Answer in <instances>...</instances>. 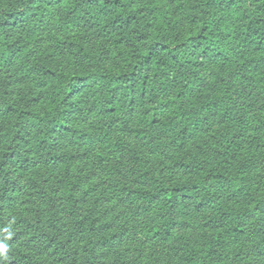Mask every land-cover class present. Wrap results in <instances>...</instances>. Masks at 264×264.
Here are the masks:
<instances>
[{
	"label": "trees",
	"instance_id": "trees-1",
	"mask_svg": "<svg viewBox=\"0 0 264 264\" xmlns=\"http://www.w3.org/2000/svg\"><path fill=\"white\" fill-rule=\"evenodd\" d=\"M54 21L56 32H66L56 39L58 48L81 56L71 67L24 58L22 37L32 39ZM77 28L105 40L113 56L98 53L82 37L69 39ZM11 53L22 56L21 71L35 82L21 101L4 99L2 109L11 117L0 127V140L12 142L30 128L45 149H54L86 102L85 119L101 149L126 155L110 133L127 105L143 112L138 123L134 118L137 140L170 136L183 153L205 126L241 125L242 105L253 109L249 134L222 130L215 153L178 164L182 180L172 178L162 197L186 229L204 224L218 230L199 244L182 237V248L170 251L175 264H237V246L262 250L264 177L252 166L264 171V0H0V57L7 61ZM95 229L94 220L83 227L85 233ZM11 254L14 264H48L19 250Z\"/></svg>",
	"mask_w": 264,
	"mask_h": 264
},
{
	"label": "rangeland",
	"instance_id": "rangeland-1",
	"mask_svg": "<svg viewBox=\"0 0 264 264\" xmlns=\"http://www.w3.org/2000/svg\"><path fill=\"white\" fill-rule=\"evenodd\" d=\"M53 23L34 33L32 39L22 37L24 58H48L47 63L52 65L71 67L81 56L76 49L68 53L58 48L56 39H63L66 32H56ZM22 30L25 28L21 27L17 33L22 34ZM73 32L77 36L69 39L76 41L82 37L98 53L113 56L114 50L106 48L105 40L84 29ZM20 59L22 56L12 57V53L7 61L0 57V127L11 117L2 109L4 99L9 98L8 103L21 101L28 85L35 82L33 78H25ZM242 106L241 125L205 126L201 136L183 153L168 139L170 136L165 140L148 137L146 143L137 140L134 118L138 123L143 112H138L139 108L129 111L127 105L121 107L118 123L110 133L123 142L126 155L100 148L85 119L84 113L89 109L86 102L75 114L69 132L56 137L54 149H45L42 139L30 128L19 132L20 136L12 142L1 139L0 264H14L11 252L17 250L48 264H152L156 261L175 264L176 258L170 251L182 248V237L199 244L205 237L216 236L218 230L204 224L198 229L192 230L190 226L186 229L180 213L168 208L162 195L172 178L182 180V168L178 164L192 159L202 161L205 154L215 153L216 137L222 130L233 133L243 128L244 134L250 133L253 109ZM263 160L259 157L258 162ZM141 164L149 174H145ZM252 169L264 177L258 163ZM70 178L76 185H70ZM159 190L162 191L156 194ZM153 194L156 199H152ZM90 220H94L95 232L85 233L83 227ZM100 238L106 239L107 245ZM55 239L63 242L68 249L66 253L61 252ZM236 248L237 264L264 261V246L261 251L249 243Z\"/></svg>",
	"mask_w": 264,
	"mask_h": 264
}]
</instances>
